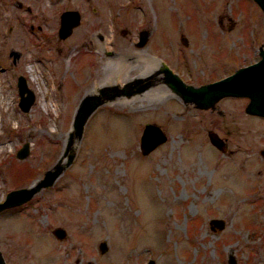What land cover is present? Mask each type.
Returning a JSON list of instances; mask_svg holds the SVG:
<instances>
[{"label": "rangeland", "instance_id": "1", "mask_svg": "<svg viewBox=\"0 0 264 264\" xmlns=\"http://www.w3.org/2000/svg\"><path fill=\"white\" fill-rule=\"evenodd\" d=\"M65 7L82 16L60 37ZM134 21L148 31L142 44L129 31ZM260 43L264 12L255 0H0V199L62 153L75 106L95 77L110 71L131 79L165 61L203 78L241 47L247 57L234 62L251 59ZM18 73L35 93L25 110ZM162 73L158 68L147 87L98 104L54 182L0 210L7 264H143L150 256L154 264H230V254L237 264H264V117L240 113L245 99L235 97L218 100V111L173 90L142 94L165 82ZM134 94L139 98L118 102ZM146 121L167 136L143 152ZM25 140L29 152L20 157ZM211 216L223 217L224 226L211 228Z\"/></svg>", "mask_w": 264, "mask_h": 264}, {"label": "water", "instance_id": "2", "mask_svg": "<svg viewBox=\"0 0 264 264\" xmlns=\"http://www.w3.org/2000/svg\"><path fill=\"white\" fill-rule=\"evenodd\" d=\"M264 12V0H255ZM80 12L77 8H66L60 13V22L58 26V34L60 37L68 35L73 26L79 23ZM147 30L144 28L140 33V39L137 44H142L146 40ZM183 42H187L186 36L181 35ZM260 56L254 61L238 66L231 73L218 79L195 85L185 82L179 74L174 71L167 62L162 61L160 68L164 71L165 80L176 90L184 101L195 102L199 106L207 107L223 94H246L249 96L246 104V110L264 114V45L260 43ZM13 58L19 54L18 50L11 49ZM149 74L146 77L135 75L131 79L125 80L123 84L118 82L104 84L99 86L98 91L84 93L75 106L71 118V128L62 149V153L47 168L44 169L42 175L32 179L28 185H19L9 188L5 196L0 199V210L5 207L22 203L29 199L38 189L48 186L54 182L57 176L62 172L64 167L72 160L74 156L75 142L80 138L83 125L90 112L101 102L106 99L113 98L121 93L130 94L135 90H140L150 83L153 79ZM17 89L19 93L18 104L25 110L28 109L35 98L33 89L28 85L26 77L23 73L17 74ZM166 133L160 125L154 121H146L140 133L139 145L143 152H148L158 143L166 138ZM29 152V141L25 140L17 148L16 155L23 157ZM211 228H221L225 224V219L221 216H211L208 219ZM54 231L57 235L63 236L64 229L55 227ZM101 251L107 248V240L99 241ZM154 257H148L143 264H154ZM230 264H237L232 254L229 256ZM0 264H7V261L0 248ZM90 264H96L91 262Z\"/></svg>", "mask_w": 264, "mask_h": 264}, {"label": "flooded vegetation", "instance_id": "3", "mask_svg": "<svg viewBox=\"0 0 264 264\" xmlns=\"http://www.w3.org/2000/svg\"><path fill=\"white\" fill-rule=\"evenodd\" d=\"M50 1V0H49ZM55 0H51V3L52 2H54ZM42 2V1H41ZM37 6L39 7V8H41V3H37ZM28 8H29V6H28ZM66 8H71V7H65V8H63V9H66ZM63 9H61L60 10V12H59V22H60V13H61V11L63 10ZM80 11V10H79ZM81 11H80V20H81ZM101 21H98V23H96V25H98V26H100L101 24H103V19H100ZM111 23H113L114 24V22H110V26L112 25ZM31 25V29L32 30H34V28H33V24L31 23L30 24ZM37 28H39L40 27V25L39 24H37ZM59 26V25H58ZM144 29V28H143ZM124 30V29H123ZM132 30H133V32H135V37L133 38V41L135 42V43H137V41H138V39H140V33H141V31H142V27H140L139 26V24H138V22L137 21H134L133 22V26H132V28H129V31H131L132 32ZM147 30V29H146ZM87 34H89V33H91L90 31H87L86 32ZM147 35H146V39H148V36H149V34H148V31H147V33H146ZM240 48V47H239ZM242 49L241 50H239V49H236V56L237 57H235V58H233V61L232 62H228V64H230L231 63V65L229 66V68L227 67V63H225V62H223V58L226 56V54H228V53H225L226 51H224V52H222V53H219L220 55H218L217 57L219 58L218 60H222V61H220L218 64H215L214 65V67H212V66H209L208 67V72H206V75H205V77H201V76H198V75H196V73L195 72H192L191 71V69H187L186 71L185 70H183L182 72H179V71H177V73L179 74V76L185 81V82H187V83H192V84H195V85H199V84H202V83H206V82H209V81H212V80H215V79H218V78H220V77H222V76H225V75H227V74H229L230 72H232V71H234L238 66H240V65H242V64H245V63H248V62H250V61H253V60H255V59H257L259 56H260V53H259V49H260V47H253V49H252V51L255 53V56H253L251 59H249V60H245V61H243L244 59H246V57H247V52H248V50H244L243 49V47H241ZM228 52H229V56L231 55V50H228ZM227 55V56H228ZM239 56H240V59H243V60H241L240 62H234L237 58H239ZM220 63H222V64H220ZM220 66V67H219ZM227 67V68H226ZM221 69V70H220ZM224 69V70H223ZM159 70L160 71H162L163 73H162V79H165L164 77H165V75H164V71L162 70V68H160L159 67ZM187 77H194L196 80H194V79H187ZM145 88V87H144ZM235 97V98H239V99H245L242 103H241V106H240V108L238 109V111L240 112V113H242V112H248L247 110H246V104H247V102H248V99H249V96L248 95H246V94H233V93H228V94H223V95H221L220 97H218L214 102H213V104L212 105H210L208 108H211V109H214L215 107H218L217 109H218V111H221V109L219 108V105H218V100H220L221 98H223V97ZM199 106V105H198ZM201 107V106H200ZM249 113H251V114H256V115H259V116H263L264 117V114H261V113H256V112H249ZM227 130H229V129H227ZM260 155L261 156H264V147H261L260 148Z\"/></svg>", "mask_w": 264, "mask_h": 264}, {"label": "bare ground", "instance_id": "4", "mask_svg": "<svg viewBox=\"0 0 264 264\" xmlns=\"http://www.w3.org/2000/svg\"><path fill=\"white\" fill-rule=\"evenodd\" d=\"M159 65H160V61H156L153 66H148V67L142 68V70L140 71L138 76H143L144 77V76H147L148 74H152L153 71L156 72L157 69L160 67ZM28 67H29V70L34 74V77H36V75L34 73V65L30 64V65H28ZM104 67H107V63H105ZM109 72L108 73H104V74L102 73L99 77H95V79L92 81V84H91L90 88H88L87 91L88 92H94L101 85L115 83V82L119 83V82H122V81H125V80L129 79V75L126 74V73H121V72L109 73ZM93 75H94V73H93ZM155 88L168 89L170 91L173 90V92H174V88L165 80V82L163 81V82H161V83H159L157 85H153L146 92H144L142 94L145 95V94H147L148 92H150L151 90H153ZM139 96H140V94H134V95H132L130 97H127L126 95H122L118 99V102H120V104L123 105L124 103L132 102V100L139 98ZM158 100H159L158 98H154V101H158Z\"/></svg>", "mask_w": 264, "mask_h": 264}, {"label": "trees", "instance_id": "5", "mask_svg": "<svg viewBox=\"0 0 264 264\" xmlns=\"http://www.w3.org/2000/svg\"><path fill=\"white\" fill-rule=\"evenodd\" d=\"M32 177V176H31ZM22 178H24V176L22 177ZM22 180V179H21Z\"/></svg>", "mask_w": 264, "mask_h": 264}]
</instances>
